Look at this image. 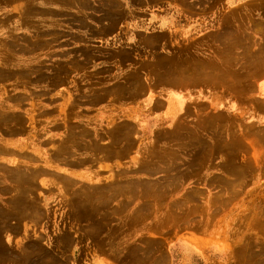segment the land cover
<instances>
[{"label":"rangeland","instance_id":"374dc122","mask_svg":"<svg viewBox=\"0 0 264 264\" xmlns=\"http://www.w3.org/2000/svg\"><path fill=\"white\" fill-rule=\"evenodd\" d=\"M0 181V264H264V0H0Z\"/></svg>","mask_w":264,"mask_h":264},{"label":"bare ground","instance_id":"6f19581e","mask_svg":"<svg viewBox=\"0 0 264 264\" xmlns=\"http://www.w3.org/2000/svg\"><path fill=\"white\" fill-rule=\"evenodd\" d=\"M78 2V1H77ZM79 4V3H78ZM91 4V3H90ZM257 4V3H256ZM80 5H82V4H80ZM89 5V4H88ZM252 5V4H251ZM86 6V5H85ZM92 6V5H91ZM257 6V5H256ZM81 7H84V6H81ZM76 8V7H75ZM87 8V7H86ZM239 8V7H238ZM233 12V11H232ZM83 15V14H82ZM242 15V14H241ZM244 16V15H243ZM229 17V16H228ZM78 18V17H77ZM102 18V17H101ZM99 20H100V18H99ZM83 21V20H82ZM85 21V20H84ZM101 21V20H100ZM238 23V22H237ZM72 25V24H71ZM109 26V25H108ZM92 27V26H91ZM96 30V29H95ZM229 30H230V28H229ZM220 31V30H219ZM239 31V30H238ZM108 32V31H107ZM228 32V31H227ZM225 34H227V33H225ZM228 34H230V33H228ZM221 39V38H220ZM222 40H224V39H222ZM257 43V42H256ZM99 47V46H98ZM248 48V47H247ZM76 49V48H75ZM127 49V48H126ZM122 50V49H121ZM233 50V49H232ZM127 51V50H126ZM143 53V52H142ZM162 53V52H161ZM230 53V52H229ZM234 53V52H233ZM249 54V53H248ZM166 55V54H165ZM251 55V54H250ZM233 56V55H232ZM261 56V55H260ZM240 60V59H239ZM87 62V61H86ZM149 63H151V62H149ZM148 63V64H149ZM150 65V64H149ZM151 66V65H150ZM119 84V83H118ZM119 85H121V84H119ZM137 87V86H136ZM121 88V87H120ZM124 89V88H123ZM120 90V89H119ZM123 91V90H122ZM105 93V92H104ZM16 102V101H15ZM205 117V116H204ZM216 119V118H215ZM220 119V118H219ZM209 121H211V120H209ZM209 123V122H208ZM206 129V128H205ZM4 130V129H3ZM202 130V129H201ZM17 131V130H16ZM18 132V131H17ZM177 132V131H176ZM168 133H169V131H168ZM174 133V132H173ZM9 135V134H8ZM10 135H11V133H10ZM76 135V134H75ZM183 135V134H182ZM77 136V135H76ZM117 137V136H116ZM115 138V137H114ZM71 139V138H70ZM167 139V138H166ZM166 141V140H165ZM171 142V141H170ZM209 142V141H208ZM182 144V143H181ZM200 149V148H199ZM204 150V149H203ZM202 150V151H203ZM168 152V151H167ZM170 152V151H169ZM231 152V151H230ZM170 154V153H169ZM72 156V155H71ZM173 158V157H172ZM141 159V158H140ZM143 159V158H142ZM191 160H193V159H191ZM201 160V159H200ZM256 160V159H255ZM173 161V160H172ZM198 162V161H197ZM186 163V162H185ZM224 163V162H223ZM222 163V164H223ZM168 164V163H167ZM197 165V164H196ZM144 166H146V165H144ZM227 166V165H226ZM229 166V165H228ZM14 167H16V166H14ZM167 167V166H166ZM10 168V167H9ZM147 168H149V167H147ZM159 168V167H158ZM12 169V168H11ZM10 169V170H11ZM16 169V168H15ZM157 169V168H156ZM9 170V171H10ZM158 170V169H157ZM7 172V171H6ZM179 172V171H178ZM154 173V172H153ZM157 173V172H156ZM44 174V173H43ZM235 174V173H234ZM39 175V174H38ZM238 176H239V173H238ZM245 176V175H244ZM13 177V176H12ZM34 177V176H33ZM33 179V178H32ZM218 180V179H217ZM2 181V180H1ZM0 181V182H1ZM18 181V180H17ZM16 181V182H17ZM140 181V180H139ZM139 183V182H138ZM2 184V183H1ZM144 184V183H143ZM28 185V184H27ZM107 186H108V184H107ZM14 187V186H13ZM27 188V187H26ZM100 188V187H99ZM112 188V187H111ZM146 188V187H145ZM7 189V188H6ZM5 189V190H6ZM34 189V188H33ZM69 189V188H68ZM86 189V188H85ZM95 189V188H94ZM108 189V188H107ZM125 189V188H124ZM2 190V189H1ZM24 190V189H23ZM95 191V190H94ZM13 192V191H12ZM21 192V191H20ZM33 192V191H32ZM114 192V191H113ZM5 193H6V191H5ZM35 193V192H34ZM12 195V194H11ZM118 195V194H117ZM19 196V195H18ZM17 196V197H18ZM91 196V195H90ZM94 196V195H93ZM102 196V195H101ZM193 196V195H192ZM20 197V196H19ZM12 198V197H11ZM23 198V197H22ZM17 200V199H16ZM15 201V200H14ZM25 201V200H24ZM103 201V200H102ZM106 201V200H105ZM12 202H13V200H12ZM15 202H17V201H15ZM104 204V203H103ZM20 206H21V204H20ZM89 207V206H88ZM101 207V206H100ZM103 207V206H102ZM106 207V206H105ZM116 207V206H115ZM146 207V206H145ZM148 207V206H147ZM146 207V208H147ZM94 208V207H93ZM14 209V208H13ZM17 209H18V207H17ZM19 209H21V208H19ZM86 209V208H85ZM35 210V209H34ZM1 211V210H0ZM84 211V210H83ZM92 211H94V210H92ZM29 212V211H28ZM26 213V212H25ZM16 214H18V213H16ZM93 214V213H92ZM86 215V214H85ZM108 216V215H107ZM19 217V216H18ZM103 217H105V216H103ZM102 217V218H103ZM11 218V217H10ZM16 218V217H15ZM7 219V218H6ZM5 219V220H6ZM10 220V219H9ZM17 220V219H16ZM11 222V221H10ZM89 222V221H88ZM94 223V222H93ZM90 224V223H89ZM13 225V224H12ZM101 225V224H100ZM6 226V225H5ZM83 227V226H82ZM12 228V227H11ZM1 233V232H0ZM1 236V235H0ZM1 241V240H0ZM2 243V242H1ZM66 243V242H65ZM6 248H7V246H6ZM2 249V248H1ZM0 249V250H1ZM29 249V248H28ZM6 250V249H5ZM10 252V251H9ZM135 253V251L133 252V254ZM43 254V253H42ZM12 255V254H11ZM45 257V256H44ZM129 257V256H128ZM42 258V257H41ZM135 259V258H134ZM133 259V260H134ZM147 259V258H146ZM11 260H12V258H11ZM18 260V259H17ZM54 260V259H53ZM50 263V262H49ZM140 263V262H139ZM156 264V263H155Z\"/></svg>","mask_w":264,"mask_h":264}]
</instances>
